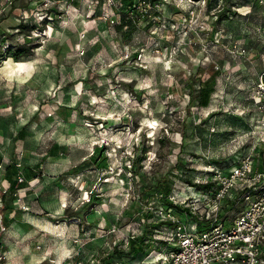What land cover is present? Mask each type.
<instances>
[{"label":"rangeland","instance_id":"374dc122","mask_svg":"<svg viewBox=\"0 0 264 264\" xmlns=\"http://www.w3.org/2000/svg\"><path fill=\"white\" fill-rule=\"evenodd\" d=\"M120 15L125 23L117 28ZM22 36L36 44L29 56L0 55V190L10 207L0 264H73L75 257V264L131 257L130 264H166L173 223L161 217L160 198L142 201V190L177 172L179 154L184 175L198 182L201 170H230L252 151L264 0H58L50 9L43 0H0V50ZM213 72L207 104L190 102L191 89ZM138 153L144 157L134 172L128 158ZM11 163L24 181H16L9 200L4 175ZM236 187L232 192L241 193ZM201 192L174 179L168 198L189 214L166 209L189 225L193 215L211 218ZM244 204L235 202L225 223ZM147 210L149 221H165L154 237L169 243L129 254ZM114 245L123 246L122 258L111 257Z\"/></svg>","mask_w":264,"mask_h":264},{"label":"built area","instance_id":"2783aa9c","mask_svg":"<svg viewBox=\"0 0 264 264\" xmlns=\"http://www.w3.org/2000/svg\"><path fill=\"white\" fill-rule=\"evenodd\" d=\"M57 4L58 0H43L46 9L57 7ZM251 90L259 127L257 141L252 144V151L242 155L232 169L223 171L217 166L210 169L217 185L214 191L205 193L213 206L211 218L207 216L212 219L209 227L194 232L196 223L186 224L161 206V217L173 223L170 233L175 246L164 253L166 264H264V156L260 159L256 151L258 147L264 149V72ZM17 181L22 183L23 175H17ZM236 186H240L241 193L232 192ZM227 198L245 202L228 227L217 216L220 204Z\"/></svg>","mask_w":264,"mask_h":264},{"label":"trees","instance_id":"16d2710c","mask_svg":"<svg viewBox=\"0 0 264 264\" xmlns=\"http://www.w3.org/2000/svg\"><path fill=\"white\" fill-rule=\"evenodd\" d=\"M131 1H128V4ZM124 15H120V18L118 19V27L120 28L121 26H123L124 22ZM133 21L128 20V23H130L132 25ZM27 25L25 24H19L18 26V30L19 32L25 36V35H29V33H26V27ZM22 36V37H23ZM36 44L33 43L30 40V37H23L21 42H18L16 44H12L10 43L3 51L0 50V55H3L4 57H12L15 60H19L21 58H24L26 56H29L32 51L33 48L36 47ZM1 59V58H0ZM215 72L209 74L208 78L206 80L203 81L202 86L198 88L197 92L195 93L196 89L195 87L191 89V97H190V102L193 101L194 99L198 102V104L200 106H204L207 104V98H208V93L213 90L212 88H214V79H215ZM193 81L191 80L189 85H192ZM194 93V94H193ZM247 129V127H245ZM249 130V129H248ZM247 131V130H246ZM142 143V142H141ZM101 149L105 150L107 149V146H100ZM263 147H258L257 148V153L260 156V159H262V157L264 156V149H262ZM144 149V145H141L140 148V152H143ZM145 152V151H144ZM127 157H129V155H127ZM139 153L137 155L132 156L131 158H128L131 161L130 164V168L131 170H133L134 172H136V169H134L135 165L137 162H141V160L143 159ZM86 164L87 161L86 159L82 161V165ZM218 163V162H217ZM79 167V165H78ZM77 166H75L74 168H72V170L78 169ZM174 167L177 172H174L173 170H168L166 171L164 174L161 175V177H159L158 179H156L155 183H153V185H144V188L142 190V193L145 194V198H141L142 201H148L149 198L152 197H158L160 198L161 203L163 204L166 208L170 207L172 209H176V212L178 213H188V208H183L182 205L180 204H175L172 201L169 200L168 196L171 194V192L173 191V181L174 179H179L187 184H190L191 186H195L197 187V189L199 191H202L201 193H209L210 191H214L215 187H216V183L213 177V171L212 170H201L200 173L203 176V180L202 181H196L193 180L191 177H186L184 175V171H186L185 169L186 167V162L184 160V158L181 157V154H179V157L177 159V163L172 166ZM15 165L14 163L8 164L6 167V174L4 175V180L7 183V188L10 189V197L8 198L9 200L12 199L14 190H15V184L17 181V177H16V170H15ZM32 169V168H31ZM31 169L26 171L25 173V177L29 178L34 175L35 172H31ZM172 169V168H171ZM194 169V168H193ZM191 169V170H193ZM16 174V175H15ZM2 194V200H3V207L1 209L2 215L9 212L10 211V207H8L9 205H7L6 203H4L5 200V194L3 192H1ZM142 197V196H141ZM8 200V201H9ZM235 203V201L230 200V199H225L222 203V205L220 206V208L217 211V216L220 219L221 223L226 226L228 224L225 223L224 219L226 217V212L227 210L232 209L233 204ZM87 206L93 204L92 201H88V203H86ZM148 211V210H147ZM145 213L144 218L145 220L143 221V229L140 236H138L136 239H130L129 243H128V252L130 254V252L132 250H137V251H143V245H147L150 243H154L157 242L159 243L161 247L166 246L169 242H167L168 240L162 238H158V237H154L155 234L153 230H156L158 223L159 222H165V221H149V216H151V212L148 211ZM191 216V215H190ZM224 218V219H223ZM223 219V220H222ZM212 219L208 218V219H204V220H199L197 216H191V222L196 223V227H195V231L194 232H202L204 230H206L211 222ZM3 222H4V217H3ZM166 224H170L171 222H165ZM167 227H170L169 225H167ZM147 241V242H146ZM147 243V244H146ZM137 245V246H136ZM264 247V244H263ZM123 246L122 245H114V248L111 250V257L112 256H117L119 258H122V254H126L124 251H122ZM171 249H173V247H170ZM124 252V253H123ZM158 253H161L162 251H157ZM115 254V255H114ZM264 256V253H263ZM132 258V257H131ZM129 259L128 261L125 260H121L120 264H130L133 263L132 259ZM145 258V257H144ZM105 258H101V263L102 264L104 262ZM78 261V258H74L73 259V264H75ZM143 263V262H142Z\"/></svg>","mask_w":264,"mask_h":264},{"label":"water","instance_id":"95a60500","mask_svg":"<svg viewBox=\"0 0 264 264\" xmlns=\"http://www.w3.org/2000/svg\"><path fill=\"white\" fill-rule=\"evenodd\" d=\"M3 200H2V194H1V190H0V233L3 231L4 229V222H3V215L1 212V209L3 207Z\"/></svg>","mask_w":264,"mask_h":264},{"label":"crops","instance_id":"0c3cea01","mask_svg":"<svg viewBox=\"0 0 264 264\" xmlns=\"http://www.w3.org/2000/svg\"><path fill=\"white\" fill-rule=\"evenodd\" d=\"M175 210H176V209H175ZM175 210H174V213L176 214V216L179 217V218H182V214H179V213L176 212ZM71 215H74V213L72 214V212H71ZM228 225H229V223L226 225V227H228Z\"/></svg>","mask_w":264,"mask_h":264}]
</instances>
